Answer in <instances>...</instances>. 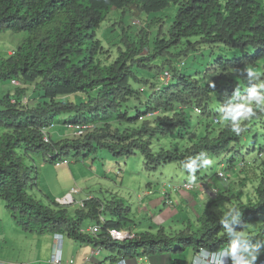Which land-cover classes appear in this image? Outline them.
Listing matches in <instances>:
<instances>
[{"label":"trees","instance_id":"1","mask_svg":"<svg viewBox=\"0 0 264 264\" xmlns=\"http://www.w3.org/2000/svg\"><path fill=\"white\" fill-rule=\"evenodd\" d=\"M171 3L177 5V11L166 29L157 17L148 23L142 18L143 25L137 26L125 24L121 16L118 56L110 63L101 59L104 47L95 29L111 11L124 15L133 7L149 14ZM134 26L139 28L134 30ZM6 31L28 35L13 54L0 55V82L10 84L17 77L23 83L0 97V124L5 129L0 134V198L18 228L37 234L62 233L79 243L102 246L107 258L115 260L139 254H177L188 248L216 251L236 239L226 234L224 219L241 233L249 223L264 220L262 174L254 186L255 200L244 203L239 195L234 201V207L242 212L239 221L231 219L238 209L223 215L206 208L196 226L187 224L175 233L160 227L157 232H135L127 240H114L109 231L121 230L132 221L128 206L120 199L97 196L86 199L84 209H70L54 200L44 204L28 191L36 178L33 167L24 161L29 154L45 155L56 147L60 154L84 157L105 149L114 156L139 152L147 170L176 162L190 173L184 167L190 159L199 165L205 158L225 152L243 155L239 150L243 141L255 150L264 110L255 109L254 115L242 122L245 130L237 135L231 122L219 117V108L233 98L237 87L241 90L236 97L239 100L250 87L264 81L260 69H264V0H0V33ZM207 45L210 54L222 46L226 54L234 50L237 55L211 59L213 67L207 76L208 72H201L208 63L202 65L194 53ZM190 54L202 65L199 69L186 61ZM247 69L258 74L260 81H249ZM165 71L170 72V79L163 83L159 78ZM34 91L38 92L35 103L23 106L21 99ZM197 107L202 111L198 116L213 124H206L203 135L190 143L178 142V147L154 143L174 129L179 135L185 132ZM61 115H66L65 120L94 122L96 126L83 137L45 143L40 127ZM253 123L259 124L252 128ZM230 155L229 162L236 159ZM211 201L218 205L229 199L215 195ZM85 224L101 228L97 234L82 232ZM244 236L249 241L241 242L243 253L259 245L264 254V222L255 234Z\"/></svg>","mask_w":264,"mask_h":264},{"label":"rangeland","instance_id":"2","mask_svg":"<svg viewBox=\"0 0 264 264\" xmlns=\"http://www.w3.org/2000/svg\"><path fill=\"white\" fill-rule=\"evenodd\" d=\"M129 12H126L123 15L122 11H111L107 18L99 25L98 28L95 29L96 37L101 40L102 45L104 47L103 53L100 55L101 59L106 62L110 63L116 59L118 56V48L121 46V16L122 20H124L125 24H133L132 20L135 18H146V22L148 23L152 18L157 17L161 20V25L163 26V29H166L170 26L172 23L176 11H177V5L171 3L166 9H163L158 12H152L149 14H146L145 12H139L135 8L131 7L128 8ZM132 10V11H131ZM141 25V24H140ZM137 26H134L133 29L137 30ZM147 29H149L147 27ZM26 32L21 33H12L10 31L2 32L0 33V55L7 56L8 51L12 50V52L15 51V49L21 45L24 42V39L27 37ZM191 41H194V38L190 39ZM217 50L214 51V54H210V46H200L199 49L194 52L196 56H198V59L200 60V63L203 65L204 63H208L207 68L205 67L201 74L207 73V76L210 75L213 67V63L211 59L219 56V55H232V57L236 56V52L234 50H229V52L226 54V51L223 49L222 46H217ZM225 54H222L224 53ZM204 53L203 56H201ZM201 54V55H200ZM235 54V55H234ZM186 61L195 67V70L199 69L202 65L198 64L197 61H193L192 54L186 58ZM212 63V64H211ZM183 64L179 63V66H182ZM189 67V68H193ZM261 71L264 70L263 67H260ZM12 84L8 83H1L0 82V97L3 92H6L7 89L12 88ZM93 94H96V90L92 92ZM81 95V94H80ZM74 96V95H73ZM80 97L85 98L84 95H81ZM23 98H29L30 100L36 101L38 98V92L34 91L30 93L29 95L24 96ZM13 99V98H12ZM35 103V102H34ZM1 108V106H0ZM191 116L189 117V123L187 127L184 128V131L182 130V133L179 135L177 132V129L172 130L170 134L164 138H161L158 141H155L157 145H165L168 147H178L179 144L184 143H190L195 140H197L201 135H203L206 131V124L213 125L211 122H209L204 116H198L195 111L191 112ZM68 116V115H67ZM221 118V115H219ZM259 123H253L251 126L252 128H256V125ZM60 127V126H58ZM56 127V128H58ZM210 129V128H208ZM258 132H257V144L255 146V150L251 145H245L246 141L242 142L243 146L239 150H241L243 155H240L235 152H225L222 155L216 156V157H207L205 159H210L212 163L208 165L206 168H199L195 172V176L200 177H206L208 179H211V183H219L223 181L230 182L234 185V189L231 191V193L228 192L227 198L236 200L238 197L236 194V188L238 187H246L245 190H243L244 193L247 195V198H254L255 194L253 191L254 186L259 182L258 179L261 178L262 174H264V124L258 125ZM68 130V129H67ZM4 131V126L0 124V134ZM70 131V130H69ZM253 133V132H251ZM252 135H250L249 140H251ZM53 139H57L55 135H53ZM155 139H153L154 141ZM259 144H262L259 146ZM245 145V146H244ZM249 147L251 149H246L245 147ZM253 149V152L250 153V151ZM21 150L19 149L18 152ZM250 153V154H249ZM232 154L233 156H236V159H230V162L228 160V157H230ZM30 157H32L36 165H38L39 160L44 161V157L41 156V154L32 155L29 154ZM102 157L101 159H105L104 163H101V166L104 164L108 166H116L117 169H121V174L124 177V180L126 182H129L130 184H134L139 186L140 184L142 186L148 187L153 195L157 197H164L161 192L163 190H170V186L173 184H177L178 182L184 181V179L189 178L191 173H186L183 167L177 164L176 162L172 163H165L161 166H159L155 170H147L144 166L143 156L136 152L134 154H131L129 156H114L112 154H109L108 151L105 149H98L96 152L85 156L84 158H87V160H91L93 158ZM246 158V162L248 161V164H243L245 161L242 159ZM254 158H258V160L254 161ZM71 160H74V157L71 158ZM26 165L31 166L34 164V162H31L28 158L25 160ZM77 161H82V159H78ZM232 162H234V165H230ZM258 162V163H257ZM222 163L224 166H222ZM229 166V167H228ZM123 169H126V172H123ZM225 169V170H223ZM36 170H34L32 173H35ZM224 171V172H221ZM216 172H220L218 177ZM221 173L223 176H221ZM249 176V179L245 182L243 186L237 184L239 182V179L243 178V176ZM109 178L120 179L121 176H115L114 174L108 175ZM141 179V181H140ZM255 179V180H254ZM147 184V185H145ZM180 184V183H178ZM42 187L44 188V184L42 183ZM221 188V187H220ZM32 189V185L28 188V191ZM34 189V195L36 199L43 202L44 204H49L50 201H52V197L48 198H42L39 193L36 192V189ZM122 197H124L125 201H129L131 205L138 206V199L136 200V197L134 194H131L132 198H128L129 196H126L124 193H121ZM214 196V195H213ZM133 200V201H132ZM135 201V202H134ZM228 207L227 201H224L222 203V206ZM72 209V208H70ZM162 208H158L160 211ZM190 206L186 204V206H181L179 211L175 215H177L176 219L182 223L183 219L181 218L183 215L185 217H188L190 215ZM154 213V211H153ZM175 220L173 222H170V225H176L178 224V221ZM186 224V222H183ZM182 223V224H183ZM197 224V221H196ZM195 224V225H196ZM255 221L251 222L247 225V227L244 229L245 234H255L257 231H248L251 227L254 228ZM65 244L63 246V252H62V258L66 261L69 257H73L76 259L75 256H72L67 253V241L69 238L64 235ZM53 239L52 233H45V234H37L34 232H28L24 231L20 227L15 224L13 221L10 212L5 208V205L3 203V200L0 198V260L3 261L5 264H51L48 262L51 258V253L48 247V244H51ZM103 253L106 254L107 250L104 249ZM102 253V254H103Z\"/></svg>","mask_w":264,"mask_h":264},{"label":"crops","instance_id":"3","mask_svg":"<svg viewBox=\"0 0 264 264\" xmlns=\"http://www.w3.org/2000/svg\"><path fill=\"white\" fill-rule=\"evenodd\" d=\"M69 132V130L60 126L55 129L53 135L58 139L59 136H66ZM101 158L102 157H95L91 160L83 158L82 161L75 160L69 164L50 162L44 159V161L39 160V166H37L35 160L29 156V160L34 162L37 169V173L35 174L36 179L29 193L34 195L33 188H35L36 192L39 193L42 198L49 199V197H52L51 199L55 200L66 194V192L74 185L80 188V191L75 194V199L77 201L85 200L90 196H97L104 200H110L111 198L120 199L130 208L129 219L132 220L123 229L131 230L134 233L143 231L157 232L160 227H163L168 233H175L184 228L187 224L196 226L197 218L206 208L223 215H232L234 213V201L237 199H230V201L227 202L228 207L225 208L224 205L222 206V203L224 202L219 203L218 205L216 203H212V205L210 204V202H212L211 200L214 198L213 190H216L217 195L225 196L228 192L231 193L234 189V185L230 182L211 183V179L201 176L196 179L201 178L205 180L206 187L204 189L203 187H199L189 193L180 188H175L178 183H181L178 182L175 185L173 184L170 187V190H163L161 192V194L164 195L162 199V197H159L158 195L155 197L148 187L144 188L141 184L137 186L135 183L130 184L129 182H126L122 176L123 174L116 173V170L114 169L116 166L107 167L105 164L101 166V163L103 164L105 160ZM255 160H258V158H255L254 161ZM123 172H126V169H123ZM110 174L121 176V178H109L108 175ZM188 179L189 178L184 179V181ZM247 179H249V176L245 175L243 178L239 179L237 184L243 186ZM42 183L44 184V188L42 187ZM245 188L246 187L236 188L235 195L237 197L240 195L241 201L244 203L249 200H255V196L254 198H247L245 193L243 195V190H245ZM121 193L129 196L128 198H130V200L132 198L131 194H134L136 200L138 199L139 201L138 206L133 207L129 201H125ZM186 204L192 209H190V215L188 217H185L184 215L181 217L182 219L184 218L182 223L186 222V224H182L176 219L177 215L175 214L179 211L181 206H186ZM158 208L162 209L159 211ZM175 220L178 221V224L170 225V222ZM262 222H264V220L255 221L256 224L254 228L251 227L248 231H257ZM242 233L245 234V231L243 230ZM65 243L64 240V244ZM52 246L53 241L51 244H48L50 252H52ZM93 248L94 246L92 244L79 243L71 238L67 241V253L69 256L72 255L76 257V264H117L116 258L115 260L107 258L108 253L93 256ZM195 252L196 250L188 248L177 254L170 252L149 255L139 254L134 257H126L125 263L147 264L148 261H150L152 264H192ZM243 255L247 257L248 253H243ZM88 257L90 258L89 261L85 262V259ZM263 259L264 254L259 251V255L254 264H261ZM227 264H236V261L228 255Z\"/></svg>","mask_w":264,"mask_h":264},{"label":"clouds","instance_id":"4","mask_svg":"<svg viewBox=\"0 0 264 264\" xmlns=\"http://www.w3.org/2000/svg\"><path fill=\"white\" fill-rule=\"evenodd\" d=\"M141 19L142 18H135V19L132 20V23L134 25H137V26H139L140 24L143 25V23L141 22ZM135 20H139V23L138 22L135 23L134 22ZM10 51H12V50L8 51V55L7 56L11 55ZM247 73H248L249 81H253V80L260 81L259 75L254 73L251 69H247ZM16 78H13V79H16ZM159 80H161V79L159 78ZM20 82H21V84L18 85V86H21L23 84L22 81H20ZM162 82L164 83V82H167V81H162ZM10 84H11V81H10ZM258 89H264V81H260L258 84H254L252 87H250L248 89V94L245 97H243L242 99L238 100V99H236V97L240 96L241 90H240L239 87H237L235 89V93H234L233 98L231 100H229V102L226 105H222L219 108V112L221 114L222 121L231 122V130L234 133H236L237 135H239L242 131L245 130V128L242 127V122L245 121V120H248L250 117H252L254 115L255 109L264 110V91H259ZM22 99H21V103L24 106L25 104H23ZM12 101L14 102L15 99L13 98ZM2 108L3 107L1 106L0 109H2ZM195 113L197 115H200L202 113V111L201 112H197V110L195 108ZM213 118H214L213 120L215 122L219 123L220 119L217 116H214ZM215 118H217L218 121H216ZM65 119H66V115H61V116H59L57 118V120L52 121V122L56 123V126L54 127V129L52 130V132L50 134V142H51V139H53V132L55 131L56 127H58V126H61V127L65 128V129H68V130H70V132L66 136H59L57 140H60V139L65 138V137H69L70 138L72 136L75 137V138L83 137L85 134H87L88 132L92 131L95 128V126H96V124L94 122H77V123H93L95 126L93 128H91V129L87 130L86 133H84L82 136H75L74 135V128L67 127V126H65V124L68 123V122L73 123V124H77V123L72 122V121H70L68 119L67 120H65ZM52 122H50V123H52ZM49 124H47V125H49ZM47 125H45V126H47ZM40 130H41V127H40ZM42 138H43V134H42ZM53 140H55V139H53ZM57 140H55V141H57ZM50 142H45V143H50ZM55 150H58L59 153L56 156L54 155V157H49L48 158L47 157L48 153H54ZM32 155H36V154H32ZM41 156L44 157L45 160H47V161L59 162V163H63V162H60L59 159L60 158H64V157H69V158L74 157V160L70 159V162L84 158V156H82V155L81 156H77V155H75L73 153H70L68 155L60 154V150L57 147L52 149V150H50V151H48V152H46L45 155H41ZM26 158L29 159V155ZM242 160L245 161L243 164H245V163H246V165L248 164V161L246 162V158L245 159L243 158ZM69 163H64V164H69ZM211 163H212V161L210 159H204L202 164L198 165L196 163L195 159H190V161L184 165V167L186 169H188L190 171V173H191V175L189 176L190 180L188 179V180L183 181L180 184H177L175 186V188H180L181 189V186H182L183 183L191 181V182H193L195 184V187L192 190H188L187 192L190 193V192H192L193 190H196L199 187H201V188L203 187V189H204L206 187L205 180H203L201 178L196 179L195 172H196V169L198 167L203 169V168H206ZM31 166L33 167L34 170H36V166L34 164L31 165ZM222 166H224L223 163H222ZM114 169L116 170L117 174L121 173V169H117V168H114ZM223 170H225V169H223ZM36 173H37V171H35V173H33L32 175L35 176ZM216 174H217L218 177H220L219 176V172H216ZM223 182H226V181H223ZM213 191H214V197H215V195H217V193H216V190H213ZM56 199L54 200L55 202H56ZM56 204H58V203L56 202ZM60 206H62V205H60ZM65 207H67V206H65ZM74 207H76V206L68 207V208H74ZM233 208L238 209V210L235 211V214L231 216V219H232V221H239L240 218L242 217V212H241V210L238 207H233ZM223 224L225 226L226 234L229 235V236H234V237H236V239L228 247L223 249L222 253H217L216 255L217 256H221V254L227 253L228 255H230L236 261V264H254V262L257 259V256L259 255V245L252 246L250 250L244 249V251L248 252V256L245 257L243 255V252H242V249H241V242H243L244 244H247L248 241H249V238L244 236L241 232L236 231L235 229H233L229 225V221L227 219L223 220ZM55 233H57V232H55ZM52 234H54V233H52ZM63 235H65V234H63ZM62 252H63V250H62ZM117 260H118V257L116 258V261ZM221 264H225V261L221 260Z\"/></svg>","mask_w":264,"mask_h":264},{"label":"built area","instance_id":"5","mask_svg":"<svg viewBox=\"0 0 264 264\" xmlns=\"http://www.w3.org/2000/svg\"><path fill=\"white\" fill-rule=\"evenodd\" d=\"M135 23L138 22L139 20H135ZM10 53H14L12 51H10ZM170 78V72L169 71H165L163 73V75L160 77V79L162 81H168ZM11 84L12 85H20L21 82L16 78V79H12L11 80ZM23 104L27 105V104H31L34 103V100H30L29 98H23L22 99ZM197 112H201V110L199 108H196ZM216 121H218L217 118H215ZM56 126L55 122L50 123L47 126L41 127V132L43 134V140L45 142H50V134L52 132V130L54 129V127ZM65 126L67 127H71L74 128V135L75 136H82L84 133H86L87 130L93 128L95 125L93 123H77V124H73V123H66ZM59 153L58 150H55L54 153H48L47 157H54V155L56 156ZM69 157H64V158H60L59 161L63 162V163H69L70 162ZM224 172V171H221ZM220 173V172H219ZM221 176H223V174L221 173ZM195 187V184L193 182H185L182 184L181 189L188 191V190H192ZM80 191V188L77 186H72L67 192L66 194H64L62 197L57 198L56 202L59 205L62 206H67V207H73L76 206L78 208L84 209L85 208V203L84 201L88 198H91L92 196L86 198L85 200H81V201H77L75 199V194H77ZM101 221L105 220V216L102 214L100 216ZM101 228V225L99 224H85L84 226H82L81 231L82 232H88L91 234H97V232H99ZM109 234L111 236L112 239L114 240H127L129 238H132V236L134 235V232L131 230H125V229H121V230H116V229H111L109 231ZM53 246H52V253H51V258L50 260H48L49 263L51 264H76V260L73 257L68 258L66 261L63 260L62 258V250H63V245H64V235L61 233H54L53 234ZM226 247L220 248L219 250L216 251H210L208 249L205 248H199L196 250L195 255L193 257V261L192 264H221V260L225 261V264L228 263V254L224 253L221 254V256H217V253H222V250L225 249ZM104 250V247L102 246H94L93 250H92V255H102ZM89 257L85 259L86 261H89ZM264 264V259L262 260L261 264ZM0 264H5L3 261L0 260ZM19 264V263H18ZM22 264V263H21ZM27 264V263H25ZM117 264H126L125 263V258L120 257L117 260ZM147 264H152L150 261H148Z\"/></svg>","mask_w":264,"mask_h":264},{"label":"bare ground","instance_id":"6","mask_svg":"<svg viewBox=\"0 0 264 264\" xmlns=\"http://www.w3.org/2000/svg\"><path fill=\"white\" fill-rule=\"evenodd\" d=\"M13 102V101H12Z\"/></svg>","mask_w":264,"mask_h":264}]
</instances>
